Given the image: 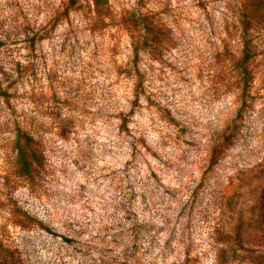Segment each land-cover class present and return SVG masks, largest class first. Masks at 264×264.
I'll return each instance as SVG.
<instances>
[{"label":"rangeland","instance_id":"1","mask_svg":"<svg viewBox=\"0 0 264 264\" xmlns=\"http://www.w3.org/2000/svg\"><path fill=\"white\" fill-rule=\"evenodd\" d=\"M0 264H264V0H0Z\"/></svg>","mask_w":264,"mask_h":264},{"label":"trees","instance_id":"2","mask_svg":"<svg viewBox=\"0 0 264 264\" xmlns=\"http://www.w3.org/2000/svg\"><path fill=\"white\" fill-rule=\"evenodd\" d=\"M244 54H245V57L247 58L248 56V47L245 45L244 46ZM20 160L22 161V163L25 165V166H28V161L25 157V155L23 153L20 154Z\"/></svg>","mask_w":264,"mask_h":264}]
</instances>
